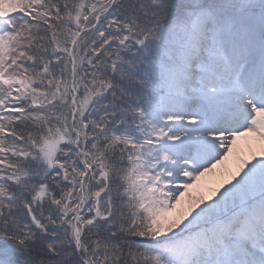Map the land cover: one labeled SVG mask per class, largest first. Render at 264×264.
<instances>
[{
	"label": "snow or ice",
	"instance_id": "6c2138e0",
	"mask_svg": "<svg viewBox=\"0 0 264 264\" xmlns=\"http://www.w3.org/2000/svg\"><path fill=\"white\" fill-rule=\"evenodd\" d=\"M0 264H264V0H0Z\"/></svg>",
	"mask_w": 264,
	"mask_h": 264
},
{
	"label": "rangeland",
	"instance_id": "374dc122",
	"mask_svg": "<svg viewBox=\"0 0 264 264\" xmlns=\"http://www.w3.org/2000/svg\"><path fill=\"white\" fill-rule=\"evenodd\" d=\"M235 168L236 167H234L233 168V171L235 170ZM218 177H215V181H211L212 179H210L211 177H209V178H207L206 180H207V182H206V191H205V195H207L209 192H211L212 191V189L214 188V187H216L217 186V179H219V180H221L222 178H223V176H221V173H219L218 175H217Z\"/></svg>",
	"mask_w": 264,
	"mask_h": 264
}]
</instances>
